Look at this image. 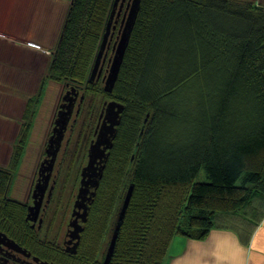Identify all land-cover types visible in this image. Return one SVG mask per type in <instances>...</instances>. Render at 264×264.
<instances>
[{
  "label": "trees",
  "instance_id": "trees-1",
  "mask_svg": "<svg viewBox=\"0 0 264 264\" xmlns=\"http://www.w3.org/2000/svg\"><path fill=\"white\" fill-rule=\"evenodd\" d=\"M116 1L72 0L53 53V79L86 80ZM112 94L125 107V136L82 248L58 264H104L126 183L134 191L110 264H165L178 237L201 241L222 226L247 230L262 222L264 8L234 0H140ZM41 101L42 95L28 105L11 165L19 164ZM202 172L207 182H198ZM11 182L12 173L0 170V228L37 248L22 205L9 200Z\"/></svg>",
  "mask_w": 264,
  "mask_h": 264
},
{
  "label": "flooded vegetation",
  "instance_id": "flooded-vegetation-1",
  "mask_svg": "<svg viewBox=\"0 0 264 264\" xmlns=\"http://www.w3.org/2000/svg\"><path fill=\"white\" fill-rule=\"evenodd\" d=\"M125 4L122 10L120 7L118 11L116 10L117 15L115 16V20L118 21V23L121 21V33L124 28L123 21H126L124 18H127L129 15L128 12L126 16L123 15V13L125 14ZM118 23L114 24L116 28ZM114 33L115 31L113 32V35ZM112 41L113 38L105 51L100 71L98 72L96 78L90 82L92 85H96L104 76V72H107L108 70V68L106 70V63L111 60L109 58V51L112 48ZM115 45L116 43L114 46ZM106 81L107 79L105 80V83ZM88 92H90V90H86L76 82L73 83L68 81L63 85V90L60 94L59 102L57 103L56 111L53 116L52 126L50 128V132L48 133L44 156L38 166L37 174L35 175L36 179L32 183L31 191L29 192L28 198L25 202L18 201V204L22 205L24 211L26 212L24 220L27 226L31 232L36 233L39 237V240L35 243L37 248L32 247L33 241L30 239L26 238L23 240V238L13 237L9 235L6 230L3 231V229L0 228V264H58L59 258H62L65 255L67 257L75 256L82 248L83 237L85 236L86 229L89 226L88 223L93 206L102 185L104 186V182L107 180L110 160L116 152L117 143L125 136L123 130L121 131L122 127H120L123 121L124 111L120 116V123L116 128L114 140L112 141V149L106 151L108 156L107 161H103L101 164V161L98 160L94 163L95 168H97L95 173H99L103 167L101 174L102 177L99 179L98 188H94L92 183L88 181V183H90L87 188L88 194L86 195L84 192L83 196L85 202L79 203L82 207H88V217L86 222H83L82 217L84 209H76V206L83 186L82 179L84 169L87 168L90 163L91 147L97 142L98 138L104 132V129L106 130V128L111 125V121L114 117L112 111L118 110L116 104L123 105L117 99H114L109 105L105 102L102 108L101 106L98 108L97 105L93 104L92 99L89 97L90 93ZM106 93L110 95L112 94L108 92ZM94 96L95 94H93V97ZM68 112L71 113L69 123L67 119L68 116L66 115ZM60 119L62 126L64 125V121L68 123L66 131L65 129L63 130L64 139L60 151L57 154L55 163L53 162L52 164L50 174L47 172L41 175L40 170L42 168V164L44 163L45 168H48L51 165L52 157L48 156V145L50 139L54 135V138H58L59 132L55 131V129L57 126L56 123H58V120L60 121ZM77 127L79 128L77 129ZM76 131L78 132L76 137L77 142H74L73 136ZM83 132L85 133L82 142L83 145L80 148L78 156L77 154L73 156L72 151H70L69 148L73 146L74 153L78 150ZM68 133H70L69 137H67ZM92 136L95 137V139H93ZM87 147L88 162L87 164H84L82 160L87 155ZM74 172L76 173L74 178L75 183L72 184ZM48 174L50 176L49 179H47ZM61 175L67 176L65 180L63 179L64 182L62 185L59 180ZM78 177H81V179L79 181V187L77 188V184V190H75V184L78 183ZM92 180L94 182L97 180L93 174ZM38 184L41 185L39 188H37ZM92 193H95V196L91 201L88 200V198L92 195ZM36 205H39L40 207L38 214L35 210L30 211V209ZM69 207H71V213L68 219L67 212ZM30 215L31 217H29ZM80 229H83V231L80 233V241L77 242L76 239L74 240L72 238L74 235L73 232ZM75 251L76 253H74Z\"/></svg>",
  "mask_w": 264,
  "mask_h": 264
},
{
  "label": "rangeland",
  "instance_id": "rangeland-1",
  "mask_svg": "<svg viewBox=\"0 0 264 264\" xmlns=\"http://www.w3.org/2000/svg\"><path fill=\"white\" fill-rule=\"evenodd\" d=\"M133 1L134 0L126 1L124 7L125 14L123 13L124 16H126L127 12L130 11ZM234 1L248 3L255 5L256 7L264 8V0H234ZM118 2L119 3L116 9L117 11L119 10V5L122 3V0H119ZM71 5H72V0H0V29L2 30L1 32H7V36H5L6 38L4 37L5 38L4 42L6 43L13 41L14 39H12L11 37H13L14 35H16L17 38L24 36L21 38L20 41L24 45H21L22 48L19 50L26 51L27 52L26 54H28L25 57L26 60L25 62L27 63L23 62L22 65L26 70L22 66H18V64H16L14 66L16 72L15 74L11 72L12 75L10 76V78H8L7 76L8 73L6 69L0 73V80H1L0 111L3 112L2 114L7 113L6 109L10 106L11 102L14 103L15 106V115L12 116L13 118L2 119L4 118V116L0 115V119H2L1 122L11 123V122L20 121L21 123L23 121V119L21 121V116L23 114L24 106L27 100L30 97H32V95L36 94V91L37 94L35 97H39L40 95H42V102L40 104L42 105V107L40 108L37 117L38 119L37 125H35V128L33 130L32 145L29 146L26 143L25 149H23V155L18 165L15 164L14 166L8 164L6 166V164L9 161L10 147L15 139V136H16V140H17L16 144H17L21 140V137L23 135V130H20L17 134L16 133L17 131L11 128L9 135L4 136L5 128L4 129L3 127L1 128V122H0V170H4L12 173V182L10 183V188L8 190V195H9L8 197L11 199L7 198L10 201L13 200L17 202L18 201L25 202V200L28 198L29 192L31 191L32 183L36 179L35 175L37 174L38 166L44 156V152H45L44 149L46 146V141L48 139V134L46 135V133L50 132V128L53 122L52 117L55 114L57 107L56 104L59 102V98L61 94L59 91L61 87L63 90V85L66 82V81H56L55 79L52 78V64L54 60L53 53L61 38V34L63 32L67 15ZM11 6H12V10H9V7ZM8 10L10 12H8ZM15 17L22 19V21L20 20L22 22L20 27L14 21ZM120 23L121 21L118 23L115 33L113 35L112 48L109 51L110 59L113 58V53H114L113 46L115 43L117 44L119 42L121 37ZM3 35L6 34L4 33ZM31 41L40 43L43 46V48L46 50L39 52L37 51L36 53H30L29 52L30 48H32L31 44H33V43L30 44ZM35 47L40 48L38 45ZM22 49H27V50H22ZM0 50H1L0 53L1 56L3 53L1 46H0ZM1 58L2 59L0 63V69L3 67H7V63L10 59V58H6L5 55L1 56ZM109 67H110V61L106 63V70L108 68L107 72H104V76L102 77V79L99 80V82L96 85H92L90 83V76L92 74V70L94 66L92 70L90 68L89 72L87 73L88 75L86 80L83 81L84 83L78 81V84L81 87L85 88L86 90H90V92H88L90 93L89 97L92 99L93 104L97 105L98 108L99 106H101L102 108L105 102L106 104L109 105L110 102L116 99L115 97L117 96L116 94L115 95L107 94L104 91L106 87L105 80L107 79V76L109 74V69H110ZM21 72L23 73V75L26 74L25 80L23 78H20ZM93 94H95L94 97ZM49 112H52V114L51 113H50L51 115L48 114ZM50 117L52 118V120ZM36 121L37 120H35V122ZM48 121L50 124L49 130L47 129V131L46 130L44 131ZM78 128L79 127H77V129ZM122 130L124 132L125 130L124 127L121 128V131ZM77 133L78 132L76 131L73 136L74 142L75 141L77 142L76 139L78 135ZM84 134L85 133L83 132V136L80 139V146L78 147V150L75 153L73 152V146L69 148V150L72 151L73 156L76 154L78 156L80 148L83 145L82 142H83ZM69 135L70 133L67 134V137H69ZM42 136L44 137V139H42ZM92 138L95 139V137L93 136ZM15 151L16 150H14L13 154H15ZM86 154L87 155L82 160L84 164H87L88 162V147L86 150ZM13 158L14 155H12L11 160ZM75 172L73 173L72 184L75 183L74 180L76 176ZM66 177L67 176L64 175L60 176L59 180L61 181L60 182L61 185L63 184ZM80 179L81 177H78V183L75 184V190H77V188L79 187ZM127 179L126 182H128ZM198 182H207L206 174L204 172L201 173ZM77 184L78 186L76 188ZM124 185L128 186L127 189H129L130 185H127V183ZM70 213H71V207H69L67 212L68 219L70 217ZM110 236L111 234L107 236L106 242L104 243V248L102 250V254L103 252L107 253L109 247L108 243L111 238Z\"/></svg>",
  "mask_w": 264,
  "mask_h": 264
},
{
  "label": "crops",
  "instance_id": "crops-1",
  "mask_svg": "<svg viewBox=\"0 0 264 264\" xmlns=\"http://www.w3.org/2000/svg\"><path fill=\"white\" fill-rule=\"evenodd\" d=\"M9 10H12V6L9 7ZM9 10L8 12H10ZM20 20L22 21V19H19L17 17L14 18V21L16 22V24H18L19 27L21 26V23H22ZM1 31L2 30L0 29V46L3 51L1 56L5 55L6 58H10L8 61V63L10 64L7 63V67L1 68L0 73L6 69L8 73L7 76L8 78H10V76L12 75L11 72L13 74H15L16 72V69L14 68L16 64H18V66H22L23 62L27 63L25 62L26 61L25 57L28 54H26L27 53L26 51L19 50L22 48L21 45H24L20 42L21 38L24 36L17 38L16 35L11 37L8 34L14 40L11 42L5 43L4 41L6 38L5 36H7V32H1ZM4 33L6 35H3ZM30 44L32 47V48L29 47L30 53H36L37 51L39 52V51L46 50L43 48V46L40 43L31 41ZM37 45L40 48L38 47L36 48L35 46ZM22 50H27V49H22ZM0 53H1V50H0ZM1 56H0V63L2 59ZM20 75H19L20 78H23L25 80L26 74L23 75V73L21 72ZM61 91H62V87L59 92L61 93ZM36 94H37V91H36ZM36 94L32 95V97H30L27 100L24 106L23 114L21 116V121L23 119L21 123L20 121L11 122V123L1 122L2 119L13 118L12 116L15 115L14 103L12 102L10 103V106L6 109L7 113L2 114L3 112L0 111V115L4 116V118L0 119L1 128L2 127L3 129L5 128L4 136L9 135L11 128L15 129L17 131L16 132L17 134L20 130H23L22 128L27 122L25 120V115L27 113L28 105L32 99L36 98L35 97ZM41 107L42 105L38 104L35 108L36 114L33 118V126L30 130V132L31 131L32 132L29 133L28 141H27V145L29 146L32 145L33 130L35 128V125H37V122H38L37 117H38ZM50 113L52 114V112H49L48 114ZM35 120L37 121L35 122ZM49 126L50 124L48 121L44 131L45 130L47 131V129L49 130ZM47 134L48 132L46 133V135ZM42 139H44L43 136H42ZM16 141L17 140L15 136V139L10 147L9 161L6 164V166L8 164L11 165L13 162V159L11 160V158H12V155H14L13 152L17 145ZM165 264H264V220L261 223H259L257 226H254L253 228H249L247 230H243L242 227H238V226H231V225L222 226L220 228L214 229L206 239L201 240V241L178 237L174 240L170 248L169 257Z\"/></svg>",
  "mask_w": 264,
  "mask_h": 264
},
{
  "label": "water",
  "instance_id": "water-1",
  "mask_svg": "<svg viewBox=\"0 0 264 264\" xmlns=\"http://www.w3.org/2000/svg\"><path fill=\"white\" fill-rule=\"evenodd\" d=\"M118 1L119 0H117L115 3L112 16L108 22V25L106 28V33L103 37L102 45L100 47L99 54L97 55V58H96V61L94 64V68H93L92 74L90 76V82H92L96 78L98 72L100 71V67H101L102 61H103L104 56H105V51H106L109 43L111 42V39L113 38V33H111V32L115 31L116 26H114V24L118 23V21H115V16L117 15L116 9H117V5L119 3ZM126 1L127 0H122V3L120 4L121 10H122L124 4L126 3ZM139 10H140V0H134L133 4L131 5L130 11L128 12L129 15L127 18H125L126 21H123L124 22L123 23L124 28H123V31L121 33V37H120L119 42L114 46L113 58L110 60V67H109L110 73H109V76L107 78L106 87H105V91L108 93L113 92L115 85L117 83V80L119 78V74H120V71H121V68L123 65V61L125 58L127 48L129 46L130 37H131L132 31H133V28L135 26V22H136ZM116 105L118 107V110L112 111L114 117L111 121V125L109 127L106 126L107 127L106 130L104 129V132L98 138L97 142L91 147L90 163H89V166L84 169L83 179H82V185L83 186H82V190L80 192V196L78 198V202H77V206H76V209L77 208H79V210L84 209V214L82 217L83 222H86V220H87L88 207H82L79 203L85 202L83 196H84V192L86 193V195L88 194L87 188L90 185V183H88V181H90L92 183L94 188H98L99 179L102 177L101 174H102V168L103 167L101 168L99 173H95L97 171V168H95L94 163H95V161H98V160L101 161V164L103 163V161H107L108 156L106 154V151L112 149V141L114 140L116 128L120 123V116L124 112V108H125L124 105H120V104H116ZM66 115L68 116L67 119H68V123H69L71 113L68 112ZM68 123L64 121V125L62 126L61 125V119H60V121L58 120V123H56L57 126H56L55 131L59 132L58 138L57 139H56V137L54 138V136H55L54 135L50 139L49 145H48L49 146V152H47L48 156L52 157L51 165L48 168H45L44 163H43L42 168L40 170L41 175H43L47 172H49V174H50V171L52 169V164H53V162L55 163V161H56L57 154L60 151V148H61V145H62V142L64 139L63 130L65 129V131H66ZM91 172L93 175H95V179L97 178L96 182H94L92 180ZM49 174H48L47 179H49V177H50ZM87 179H89V180H87ZM37 186H38L37 188H39L41 185L38 184ZM133 191H134V186L132 185L129 188V191L126 195L124 205H123L122 211L120 213V217H119V220H118V223L116 226L115 233L113 235L110 246L108 248L104 264H110L111 263L112 257H113L114 252H115L117 240L119 237L121 225L124 222L126 211L130 205V201H131L132 196H133ZM94 196H95V193H92V195L88 198V200L92 201ZM39 208H40L39 205H36L32 209H30V211L35 210L38 214ZM29 217H31V215ZM82 231H83V229L75 230L73 232L74 235L72 238L74 240L76 239L77 242H79L80 241V233ZM74 253H76V251Z\"/></svg>",
  "mask_w": 264,
  "mask_h": 264
}]
</instances>
